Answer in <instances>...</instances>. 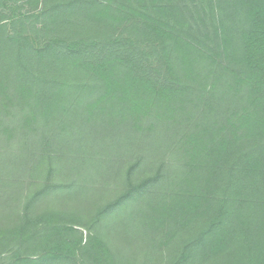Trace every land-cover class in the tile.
Returning a JSON list of instances; mask_svg holds the SVG:
<instances>
[{"label":"trees","instance_id":"16d2710c","mask_svg":"<svg viewBox=\"0 0 264 264\" xmlns=\"http://www.w3.org/2000/svg\"><path fill=\"white\" fill-rule=\"evenodd\" d=\"M153 209L140 264H264V0H0V264H137Z\"/></svg>","mask_w":264,"mask_h":264},{"label":"rangeland","instance_id":"374dc122","mask_svg":"<svg viewBox=\"0 0 264 264\" xmlns=\"http://www.w3.org/2000/svg\"><path fill=\"white\" fill-rule=\"evenodd\" d=\"M103 186L105 189L113 188L112 183L109 180H104ZM159 213L160 212L157 209H153L150 212L146 213L145 221H147V222L149 221V223L153 221V223L149 224L148 229L145 230L141 234L142 238L135 241L138 243L135 244L136 247L133 249L134 254L131 252L129 255L130 258L136 256V258H137L136 263L137 264H140L144 259V255L142 253L143 250H145V251L149 250V252H151V254L154 253L155 255L152 256L153 258H157V256L160 254V250L158 248L157 242L163 236L161 233L162 225L159 223L160 221L158 220ZM168 216H170V214H167L165 217H168ZM146 224L144 222L143 225L145 226ZM80 229H82V232H83V239L82 240L84 241V244H85L89 240V238L87 236L89 233H87V231L84 228H80ZM98 245H99V247L102 246V248H103L104 246H106V242L104 240L103 241L101 240V242H98ZM152 250H153V252H152ZM78 254L80 255V253H78ZM148 264H157V261L155 259L154 261H151Z\"/></svg>","mask_w":264,"mask_h":264}]
</instances>
